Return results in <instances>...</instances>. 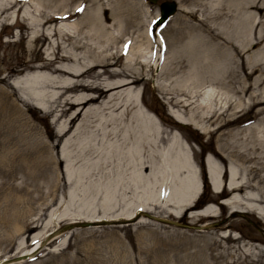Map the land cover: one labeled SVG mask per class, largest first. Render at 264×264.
Returning a JSON list of instances; mask_svg holds the SVG:
<instances>
[{"label":"bare ground","instance_id":"1","mask_svg":"<svg viewBox=\"0 0 264 264\" xmlns=\"http://www.w3.org/2000/svg\"><path fill=\"white\" fill-rule=\"evenodd\" d=\"M74 1L0 0V25L17 27L20 31L17 40H26L30 54L45 38H52L56 32L59 36L55 49L48 43L51 56L47 61L38 65H29L28 61L21 69L17 66L3 69L8 72L6 78L18 74L11 86L22 100L52 115V123L61 119L55 135L58 141H64L60 155L67 163L71 153L64 149L66 141H90L74 156L80 162L84 159L82 165L75 161L73 170L67 165V181L63 184L81 187L83 212H79V217L86 215L87 219L74 216L66 225L78 223L76 226L89 227L86 222L89 218L99 221L96 217L100 216L94 215L95 201H99L103 216H112L113 212L109 211L115 208L119 193L140 191L152 196L158 191L165 197L173 217L181 218L183 212L193 211L189 215L192 222L217 223L201 237L188 239L191 248H185L184 263L180 264H264V51L257 49L245 56L249 68L255 66L254 60L262 62L261 72L254 74L245 87L238 72L243 61L237 63L236 52L222 50L217 41L221 35L228 43L225 49L245 47L251 40L248 37L251 20L264 16V12L260 13L264 2L256 5L252 0H196L201 7L210 3V12L215 10L208 17L215 27L178 28L172 45L163 51L166 56L163 55L161 70L166 81L158 87L177 106L174 111L168 109L169 115L184 126L206 132L209 137L216 135L213 143L209 141L202 147L207 151L206 171L215 194L208 203L198 205L194 199L199 191L198 175L204 177V166L189 142H183L182 135L177 136L172 123L143 108L136 92L139 83L154 75L147 71L143 74V69L157 64L155 59L162 57V44L152 51L148 36H144V46L138 43L139 35L133 30L137 24L127 29L131 20L129 8L128 11L123 8L125 0L116 4L112 0L94 3L82 0L73 9ZM53 5L59 11L46 12V6ZM81 11L75 21H69ZM53 21L59 23L58 27L49 25ZM220 52L229 56L230 68L225 69V75L221 64L215 61ZM120 58L124 61L119 62ZM250 111L252 120L236 126ZM227 127L230 128L223 130ZM56 189L37 198H43L47 207L46 200ZM71 193L68 191L69 198ZM219 198L223 202H218ZM214 202L218 213L210 207ZM227 210L231 214L258 216L263 223L261 233L248 236V242H241L243 235L219 234L222 230L238 228L235 218L221 222ZM133 213L128 212L127 216ZM43 214L26 227L31 230ZM61 216L50 212L45 232L35 234L31 246L21 250L16 261L32 256L51 233L58 234L54 231L59 229V221L66 219ZM230 256L232 261L228 262ZM5 260L0 258V264Z\"/></svg>","mask_w":264,"mask_h":264},{"label":"rangeland","instance_id":"2","mask_svg":"<svg viewBox=\"0 0 264 264\" xmlns=\"http://www.w3.org/2000/svg\"><path fill=\"white\" fill-rule=\"evenodd\" d=\"M42 1L50 0H40L41 3ZM81 1H74L72 8L80 4ZM94 1L92 2L94 3ZM167 1L171 0H156L155 3H150L148 0L124 1L123 8H126L127 11L129 8L128 14L132 22L127 29L130 30L134 23L137 24V26L133 25V30L139 35L138 43L140 45L144 46V36H148L152 40L150 44L152 51L156 48L158 50L161 44L163 47L169 46L170 48L178 28L186 26L187 29L194 27L195 30H200L205 26L215 27L208 18L215 12V10L210 12V3H207L206 7H201L196 4V0H173L177 4L175 14L170 16L157 31L153 27L154 21L160 14L161 4ZM252 1L256 5L264 2V0ZM112 2L116 4L118 0H112ZM85 3L87 5L89 2ZM200 7L203 15L199 10ZM46 10V12L59 11L55 5L46 6ZM249 10L252 11V8ZM262 12H264V7L260 9V13ZM81 13L82 11L69 21H75ZM134 16L136 19H133ZM262 21H264V16H257L255 20H251L248 32V37L251 40L243 48L230 46L225 49L228 43L221 35L217 37V41L222 45V50L231 52L233 49L237 54L236 62L243 61L238 72L240 78L244 79L245 87L252 81L254 74L261 72L259 68L262 67V62L254 60L255 66L249 68L245 62V56L257 49L264 51V23ZM49 25L56 28L59 23L53 21L49 22ZM219 29L222 30V27ZM112 30L115 32L114 29ZM19 33L17 27L10 29L6 24L0 25V258L6 259L2 261L3 264L184 263L185 248L190 247L187 242L188 239L201 237L204 233L211 231L209 230L211 226H217V223L212 220L192 222L189 215L193 211L183 212L181 218L173 217L168 211L169 207L166 206L165 197L158 191H154L152 196L140 191L119 193L115 208L109 211L113 212L111 213L112 216H103L100 212V205H98L99 201H95L96 212L94 215L100 216L96 217L100 221L94 222V225L90 227L74 226L69 231L65 230L64 233L62 232L46 242L32 257L20 262L15 260L21 250H27L31 246L32 237L35 234L40 235L45 232L47 229L45 223L48 221L50 212L60 216L63 213H69L68 216H61L66 219L59 221L60 227L74 216L78 217L76 219L79 220L87 219L85 218L86 215L83 218L79 217V212H83L81 207L82 193L79 191L81 187L69 185V183L64 187L63 184H65L68 175V173L66 175L67 165L73 170L74 162L77 161L74 156L82 146L90 142L66 141L64 149L71 153L70 163H67L60 155L64 141L62 139L58 141L55 135V129L61 119L56 124L52 123V115L45 114L22 100L17 90L11 86L10 83L18 74L12 73L9 78H6L5 75L8 72L3 69L11 66H17V69H21L24 67V63L28 61L29 65H38L47 61L51 56V46L48 43L52 44L54 49L59 43V36L56 32L52 38H45L40 42L36 50L30 54L26 40H17L16 34ZM244 37L245 35H243ZM174 49L172 46L173 53L175 52ZM163 51L161 52L162 57L155 59V61L158 60L157 64H152L148 68L144 67L143 74H146L147 71L154 73V75L152 78L148 76L145 83H139L136 86V92L143 108L147 107L152 115H156L160 120L172 123L176 128L177 136L182 135L185 140L183 142L188 141L192 150L197 154L202 167L204 166V177L198 175L200 190L198 198L200 200L198 201L197 198L194 203L204 205L215 193L211 190L210 178L206 171L205 157L207 151L202 150V147L207 145L209 141L213 143L216 135L209 137L206 132L189 125L184 126L169 115L168 109L174 111L177 106L173 105V101L158 87L160 82L166 81L164 70H161V65L164 62ZM123 61L124 59L120 58L119 62ZM215 61L221 64L225 75V69L229 70L230 68L229 56L220 52L216 55ZM251 71L253 74H250ZM53 90L56 91L57 89L54 88ZM252 118L253 113L250 111L239 119L236 126H244ZM228 128L230 127L223 130ZM76 138L77 136H75ZM77 162V164L82 165L84 159ZM56 187L54 194L46 200L48 201L46 207L43 204V198L38 199L37 196ZM206 187L208 190L205 192ZM68 191L73 193L71 198L68 197ZM166 191L165 194H167ZM218 202H223V199L219 198ZM215 203L217 202L210 204V207L215 213H218L219 209ZM44 207L46 208L42 210ZM142 209L147 210V212L139 211ZM132 211L134 213L127 216L128 212ZM41 212H44L41 216L42 220H39L31 230L28 229L27 223L35 220ZM242 214L239 212L231 214L229 210L224 212L221 216V222H225L228 218H235L238 228L222 230L219 231V234H230L232 237L243 235L244 238L241 239V242H248V236L261 233L263 223L259 217ZM89 220L96 219L89 218ZM63 240L65 241L62 243ZM227 261H232V256L228 257Z\"/></svg>","mask_w":264,"mask_h":264},{"label":"water","instance_id":"3","mask_svg":"<svg viewBox=\"0 0 264 264\" xmlns=\"http://www.w3.org/2000/svg\"><path fill=\"white\" fill-rule=\"evenodd\" d=\"M150 1L151 2H155V0H150ZM175 9H176V5H175L174 2L169 1V2L162 3L161 6H160V19L157 21V24L165 21L168 18L169 15H171V14H173L175 12ZM84 223H86V222H84ZM84 223H80V224H84ZM88 224H89V226L91 225V223H88ZM85 226H88V225H84L83 227H85ZM71 227L72 226L70 224H68V225H65L62 228L67 229V228H71Z\"/></svg>","mask_w":264,"mask_h":264}]
</instances>
